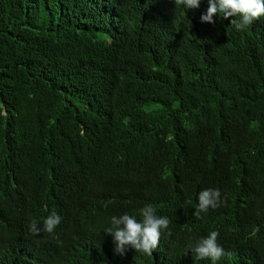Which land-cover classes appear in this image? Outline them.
Wrapping results in <instances>:
<instances>
[{
	"label": "trees",
	"instance_id": "trees-1",
	"mask_svg": "<svg viewBox=\"0 0 264 264\" xmlns=\"http://www.w3.org/2000/svg\"><path fill=\"white\" fill-rule=\"evenodd\" d=\"M207 8L0 0V264H211L190 249L211 231L217 264H264V17ZM205 188L223 203L198 219ZM146 204L159 246L116 252L111 217Z\"/></svg>",
	"mask_w": 264,
	"mask_h": 264
},
{
	"label": "clouds",
	"instance_id": "clouds-1",
	"mask_svg": "<svg viewBox=\"0 0 264 264\" xmlns=\"http://www.w3.org/2000/svg\"><path fill=\"white\" fill-rule=\"evenodd\" d=\"M201 0H175L176 5L187 8H198ZM220 14L224 18L235 17L231 21L237 30H244L256 20L264 17V0H208V8L200 17L202 22L215 23L214 16ZM223 203L221 191L218 188H205L198 194V205L193 212L196 218H201L209 209H215ZM187 210L185 212L187 214ZM141 219L127 212L120 216H112L110 226L104 229L105 233L111 234L115 243V251L124 254L127 247L136 252L152 255L159 246L161 235L168 230L170 220L167 216L157 215V210L152 204H146L140 209ZM62 217L51 211L40 222L32 220L29 231L33 235H39L41 231L53 233L61 223ZM170 234V233H169ZM219 232L211 231L207 236L201 237L194 246L190 247L194 261L209 259L211 264H217L222 257L230 255L226 253L218 243ZM80 256L65 254L63 262L66 264H81Z\"/></svg>",
	"mask_w": 264,
	"mask_h": 264
}]
</instances>
